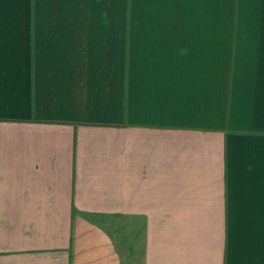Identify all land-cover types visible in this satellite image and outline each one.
I'll list each match as a JSON object with an SVG mask.
<instances>
[{
  "label": "crops",
  "instance_id": "obj_1",
  "mask_svg": "<svg viewBox=\"0 0 264 264\" xmlns=\"http://www.w3.org/2000/svg\"><path fill=\"white\" fill-rule=\"evenodd\" d=\"M0 264H264V0H0Z\"/></svg>",
  "mask_w": 264,
  "mask_h": 264
},
{
  "label": "rangeland",
  "instance_id": "obj_2",
  "mask_svg": "<svg viewBox=\"0 0 264 264\" xmlns=\"http://www.w3.org/2000/svg\"><path fill=\"white\" fill-rule=\"evenodd\" d=\"M110 230H112V231H113V229H112V228H110Z\"/></svg>",
  "mask_w": 264,
  "mask_h": 264
}]
</instances>
